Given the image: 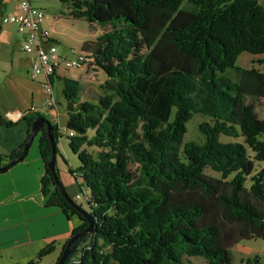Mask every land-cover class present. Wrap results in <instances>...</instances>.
Listing matches in <instances>:
<instances>
[{"label": "trees", "instance_id": "trees-1", "mask_svg": "<svg viewBox=\"0 0 264 264\" xmlns=\"http://www.w3.org/2000/svg\"><path fill=\"white\" fill-rule=\"evenodd\" d=\"M59 1L73 19L110 27L81 45L105 74L96 100H81L85 86L78 80L45 77L62 81L66 129L74 132L68 146L79 160L69 173L88 189L93 217L92 231L71 245L65 264H191V257L231 264L236 244L264 238V169L254 173L252 161L264 163V118L256 113L264 73L235 65L243 52L264 54V6L257 0ZM184 2L188 8H181ZM194 114L207 118L198 124L202 139L184 142ZM38 117L44 118L22 116L26 140ZM17 123L0 113L1 126ZM38 133L42 195L67 219L78 217L76 234L88 224L54 184L46 167L49 137L45 128ZM50 135L57 155L61 135L54 123ZM24 143L0 156V167L21 161ZM53 249L46 246L27 264H40ZM247 263L264 261L255 256Z\"/></svg>", "mask_w": 264, "mask_h": 264}, {"label": "crops", "instance_id": "crops-1", "mask_svg": "<svg viewBox=\"0 0 264 264\" xmlns=\"http://www.w3.org/2000/svg\"><path fill=\"white\" fill-rule=\"evenodd\" d=\"M20 1L4 0L0 9V19L2 16L14 13ZM257 1L264 6V0ZM45 27L50 30L52 38L57 44L58 36H55L53 25L48 22ZM99 35L100 33L94 32L89 38L84 36L82 40L77 42L78 47H81L84 41L94 40ZM21 42L22 37L17 32L16 27L11 24L4 25L0 20V77L2 73H8L9 77L18 80V75L23 66L27 67L26 73H29L31 57L21 51ZM62 51L60 52L57 48L60 55L71 57L74 49H70L71 52L69 51V53H65V48H62ZM258 61H262L261 58H258ZM81 72L79 79L82 82L88 76L86 71L81 70ZM52 82H50L51 86ZM34 103L32 99L29 101H0V113L3 117L11 121H18L16 125L11 127L0 125V156L4 157L15 152L26 140L28 125L25 120H22V116L34 115L32 112ZM54 106L45 109L44 112L36 113L42 116H44L42 113H46L50 118L46 120L56 124L59 130H65V133L61 134L58 139L57 149L60 156L56 155V159L57 157L63 159V155L68 159V151L63 145L62 138H65V143L68 145L66 105L64 113L58 112L57 107ZM37 108L42 110L43 106H37ZM29 110L31 113L28 112ZM38 135L40 136L39 133ZM78 166L79 164L75 165L74 168L70 167L75 169ZM43 173L44 164L39 151V137L38 141L32 139L26 155L21 161L6 171L0 172V264H27L35 258L41 249L50 244L54 245V249L42 259L40 264H55L63 244L72 234V230L80 224L78 217L74 216L67 219L61 208L46 204L40 184Z\"/></svg>", "mask_w": 264, "mask_h": 264}, {"label": "rangeland", "instance_id": "rangeland-1", "mask_svg": "<svg viewBox=\"0 0 264 264\" xmlns=\"http://www.w3.org/2000/svg\"><path fill=\"white\" fill-rule=\"evenodd\" d=\"M31 4L34 7H37L43 10L49 17L50 23L53 25L55 30V36H58V42L56 44L60 52L62 48H65V53H69L70 49L74 51L81 50V47H78L77 42L82 40L84 36H89L91 33H103L106 30H109L110 27L107 26L102 28L97 24H89L83 19H73L68 15V9L66 6L62 5L59 0H30ZM188 8V4L184 2L181 8ZM3 17V16H2ZM1 18V17H0ZM2 20V19H0ZM2 23V21H1ZM89 40V39H88ZM71 52V51H70ZM258 58H261L263 63L258 61ZM236 66L244 69H250L251 67L257 68L259 71L264 73V54H250L247 52L241 53L236 59ZM27 67H21L19 79H14L8 76V73H2L0 77V101H29L33 100L35 103L32 108V112H44L45 109L49 107L46 105L47 93L44 89V84L47 83V79L44 76H38L35 79H31L30 74L27 72ZM29 72H30V68ZM87 78L85 81H82L85 88L84 92L81 95V100L94 101L101 94L102 90L100 88L101 83L105 79L104 72L100 69L94 68L88 70ZM81 70H70V71H61L60 75L67 76L69 78H74L75 80L80 81ZM225 75L231 80H235V73L232 69H227ZM11 78V79H8ZM81 82V81H80ZM81 82V84H82ZM53 86V97L55 99V107L58 112L64 113V108L66 101L63 98L61 89L62 81L61 79L54 78L52 82ZM32 94V97H31ZM37 106H43V109H38ZM36 109V111H34ZM256 113L259 118H264V101H261L258 107L256 108ZM43 117L45 119H50L46 113ZM41 115V114H40ZM207 121V118L194 114L192 118L186 124L187 132L184 135V142L195 141L200 142L202 137L198 131V124ZM59 129V127H58ZM61 131V133H60ZM60 135L65 133L64 129L59 130ZM91 134V133H89ZM39 135L34 136V140L38 141ZM63 138V145L68 151V159L63 155V159L57 157L55 165L58 173V177L67 193V195L75 201L78 206H81L85 211H89V205L87 199L84 196L89 197L88 189L82 185L80 186V181H75L72 175L69 173V169L74 168L75 165L79 164L77 156L73 155L69 146L65 143V138ZM221 142H231L239 141L242 142L241 138L233 139L225 136H220ZM251 155L252 153L249 152ZM57 156H60L59 153ZM252 158V157H251ZM254 173L264 169V163L256 161L252 158ZM71 166V167H70ZM206 174L213 177L219 178V173L213 172L210 169L205 171ZM79 196V197H77ZM76 217V216H75ZM255 256L259 257L261 261H264V238L252 239V240H243L239 244L235 245L231 249V264H249L247 260H252ZM191 264H206V261L201 257H191L189 258Z\"/></svg>", "mask_w": 264, "mask_h": 264}, {"label": "built area", "instance_id": "built-area-1", "mask_svg": "<svg viewBox=\"0 0 264 264\" xmlns=\"http://www.w3.org/2000/svg\"><path fill=\"white\" fill-rule=\"evenodd\" d=\"M49 20L50 17L43 10L33 7L29 0H21L17 10L10 15L3 16L1 20L4 25H14L22 37L20 49L31 57V78L58 76L61 71H86L96 68L95 57L90 52L73 51L71 57H65L57 52L56 42L50 30L45 27L46 23L50 22ZM43 86L47 93L46 105L51 108L55 105L52 86L48 81ZM73 135L72 130H67V141ZM84 197L87 199V196Z\"/></svg>", "mask_w": 264, "mask_h": 264}, {"label": "water", "instance_id": "water-1", "mask_svg": "<svg viewBox=\"0 0 264 264\" xmlns=\"http://www.w3.org/2000/svg\"><path fill=\"white\" fill-rule=\"evenodd\" d=\"M50 126H51V122L38 117L37 119H35L31 126H30V131L27 137L26 142L24 143L23 146V153L27 152V149L29 147L30 142L32 141V139L34 138L35 135H37V133L39 132L40 129L45 128L46 133L49 137V141H50V145H51V157L50 160L47 162L46 167L49 169L53 182L54 184L58 187V189L60 190L62 196L66 199V201L71 205L72 208H74L77 213L79 215H81L83 217V219L87 222V227L85 229H83L82 231L76 233V234H71L70 237L67 240V243L64 247V249L62 250L56 264H65L67 257L72 253L73 248H71V245L77 241L79 238L89 234L92 231L93 228V217L84 209H82V207L78 206L66 193L60 179L58 178V176L56 175V170H55V161H56V151H55V144H54V140L52 138V136L50 135ZM16 161H10L8 163V165H4L0 167V172H4L7 170L8 166H12L15 164Z\"/></svg>", "mask_w": 264, "mask_h": 264}]
</instances>
